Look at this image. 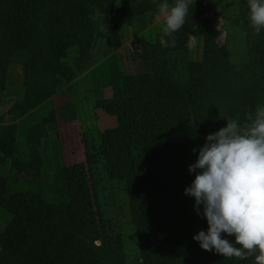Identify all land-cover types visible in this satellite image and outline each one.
<instances>
[{"label": "trees", "instance_id": "16d2710c", "mask_svg": "<svg viewBox=\"0 0 264 264\" xmlns=\"http://www.w3.org/2000/svg\"><path fill=\"white\" fill-rule=\"evenodd\" d=\"M116 1L0 0V107L9 65L24 69L23 97L6 115L0 113V165L10 162L11 168L8 176L0 175V207L33 227L24 251L0 247V264H128L121 239L107 236V222L86 180L96 155L107 175L127 190L142 264H253L254 256L202 250L192 236L207 227L206 221L193 210L194 199L184 195L194 178L188 172L196 159L192 149L226 125L223 116L244 125L257 106H264V29L257 33L250 26L247 0H240L234 20L246 34L245 63L233 62L228 48H219L207 0L190 6L184 25L172 34L174 44H161L170 41L166 35L145 43L135 56L141 72L125 71L116 54L108 57L113 96L98 104L114 112L118 125L100 133L93 147L86 143V155L96 152L89 164L46 170L42 138L49 120L21 124L92 63L97 39L91 19ZM125 1L122 13L129 25L161 3ZM110 28L111 49L117 50L120 28ZM191 37L202 45L200 60H189ZM74 47L78 53L68 64Z\"/></svg>", "mask_w": 264, "mask_h": 264}, {"label": "rangeland", "instance_id": "374dc122", "mask_svg": "<svg viewBox=\"0 0 264 264\" xmlns=\"http://www.w3.org/2000/svg\"><path fill=\"white\" fill-rule=\"evenodd\" d=\"M207 1L212 7V21L219 29L217 38L219 48L227 47L233 62L245 63L248 59L246 34L241 25L234 23V20L239 18L240 0ZM126 5L125 0L109 2L104 7L105 12L92 17L91 30L97 39L92 47L95 56L92 63L85 70L79 72L72 81L63 83L55 95L20 120L23 126H32L47 118L49 122L46 124L47 134L44 137L49 136L51 132L61 133L65 143L70 145L71 151L62 155L63 157L60 159L53 155L47 162L44 157L46 170H53L62 165L82 166V164L88 163L96 152L92 149L86 155V143L92 146L93 142H98L100 133L118 125L114 112H109L98 104L101 99L113 96L108 57L116 54L121 68L130 73H139L142 71V66L135 56L144 51L146 42L154 43L158 36L165 37L159 9L134 18L133 23L129 25L128 18L122 13ZM112 24L119 25L120 28L121 46L117 50L111 49L112 30H110V26ZM189 48V60L202 59L203 49L197 39L190 38ZM77 53V47L70 49L65 62L73 64L72 57ZM23 70L21 64L11 63L9 65L0 107L1 114L6 115L15 101L23 97ZM62 89L64 90L62 91ZM66 103L72 104L73 111L67 108ZM67 111L72 115V118L76 119L74 121H77L80 133L78 136L75 133L73 137L68 129L66 123L70 122V120L67 121L70 115ZM8 122L10 120H7ZM69 127L71 129V126ZM77 140L82 144L81 149ZM96 143L95 145H97ZM96 157V164L93 168H87L86 180L92 191L95 192L96 205L107 222V236L121 239L128 264H142L137 231L131 222L127 190L122 183L116 184L107 175L102 158L99 155ZM10 172V162L0 165V175L8 176ZM32 231L31 225L15 220L10 212L0 207V247L18 252L24 251ZM99 242L97 241V243Z\"/></svg>", "mask_w": 264, "mask_h": 264}, {"label": "clouds", "instance_id": "9594fccd", "mask_svg": "<svg viewBox=\"0 0 264 264\" xmlns=\"http://www.w3.org/2000/svg\"><path fill=\"white\" fill-rule=\"evenodd\" d=\"M195 0H161L165 47L174 44L172 34L185 23ZM250 26L264 29V0H247ZM226 125L204 137L194 147L196 159L188 165L194 178L184 195L194 199L193 210L206 221V228L192 236L202 250L224 257L264 264V106H257L244 125L223 116ZM233 237L234 239H228Z\"/></svg>", "mask_w": 264, "mask_h": 264}, {"label": "crops", "instance_id": "0c3cea01", "mask_svg": "<svg viewBox=\"0 0 264 264\" xmlns=\"http://www.w3.org/2000/svg\"><path fill=\"white\" fill-rule=\"evenodd\" d=\"M63 90L64 89H62V91ZM66 105L70 111H73L74 108H73L71 103H68V104L66 103ZM67 113H68V115H70L67 118V121L70 120V122L68 121L66 123L68 126V129L71 131L72 135L75 133L77 134V136H78V134L80 135V133L78 132L79 128L77 125V121H74L76 119L72 118V115L69 113V111H67ZM75 114H76V110H75ZM69 126H71V129ZM72 128H74L73 129L75 131L74 133H73ZM61 135H62L61 133L55 134V132H51L49 136L42 138V151H43L44 157H45L47 162H48L49 158H51L53 155L57 159H60L64 156L65 153H69L71 151L70 145L65 143V141L63 140ZM73 137H74V135H73ZM76 138H78V137H76ZM77 141H79V140H77ZM79 146L81 149L82 144L80 141H79ZM48 153H49V156H48Z\"/></svg>", "mask_w": 264, "mask_h": 264}]
</instances>
